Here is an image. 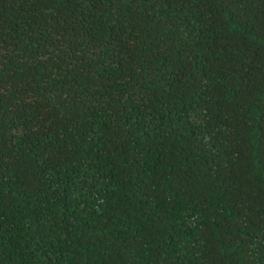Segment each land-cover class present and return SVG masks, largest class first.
<instances>
[{
    "label": "trees",
    "instance_id": "obj_1",
    "mask_svg": "<svg viewBox=\"0 0 264 264\" xmlns=\"http://www.w3.org/2000/svg\"><path fill=\"white\" fill-rule=\"evenodd\" d=\"M0 264H264V0H0Z\"/></svg>",
    "mask_w": 264,
    "mask_h": 264
}]
</instances>
